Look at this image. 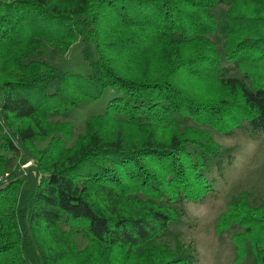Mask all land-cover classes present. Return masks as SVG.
I'll use <instances>...</instances> for the list:
<instances>
[{
    "label": "trees",
    "instance_id": "1",
    "mask_svg": "<svg viewBox=\"0 0 264 264\" xmlns=\"http://www.w3.org/2000/svg\"><path fill=\"white\" fill-rule=\"evenodd\" d=\"M219 3L229 5L224 51L207 36L218 27L208 8ZM108 18L122 28L117 39L101 35ZM78 38L87 75L27 61L40 40L67 49ZM12 68L22 73L0 80V172L11 157L4 150L19 147L36 152L40 177L28 203L17 207L22 215L7 211L14 191L23 192L21 181L0 185V264L11 250H19L16 264H58L69 255L81 264H196L193 243L171 251L155 240L184 222L188 201L215 196L209 171L225 165L212 135L189 121L224 134L264 131V0H0V72ZM193 77L220 87L187 86ZM109 87L120 93L96 115L100 124L90 118L75 146L59 156L63 129L36 148L50 135V116L99 99ZM178 118L188 122L184 129ZM106 125L111 133L103 132ZM230 227L237 258L250 243L252 264H264V202H232L218 220L220 230ZM79 233L89 238L83 251L75 245ZM25 242L36 244L37 259ZM104 252L108 263L97 261Z\"/></svg>",
    "mask_w": 264,
    "mask_h": 264
},
{
    "label": "rangeland",
    "instance_id": "2",
    "mask_svg": "<svg viewBox=\"0 0 264 264\" xmlns=\"http://www.w3.org/2000/svg\"><path fill=\"white\" fill-rule=\"evenodd\" d=\"M208 9L209 12L216 16L218 27L213 32L207 34V36L217 49L224 51L223 48L226 42V34L224 31L225 15L229 10V5L227 3H219ZM102 21L104 25H102L101 35L111 40L117 39L120 36L119 33L122 28L113 26L114 24L111 22L113 19L111 18L107 20L103 19ZM40 41H43V44L29 55L27 61L45 60L57 65L62 70H68L80 75H87L91 66L89 61L84 58L83 48L85 46L82 38H78L73 43H70L67 49L59 45L57 46L45 42L44 40ZM110 53L115 55V53L118 52L110 51ZM224 61L226 62V60ZM20 72L21 71L16 70V68L12 71L11 69L3 70L0 72V80L8 75H19ZM232 74L242 75L240 72H232ZM185 84L198 90L205 88L211 91L220 87L217 80L203 82L196 77L191 78L189 81L185 82ZM118 93H120L119 90L114 87H109L99 99L85 98L79 101L75 107L65 110L62 114L50 116L46 122L48 123L47 129H49L50 135L47 139L37 141L36 148H46L48 143L53 140V137L55 136L54 140H56V137L60 136L64 129L63 137L66 140L62 142L61 150H59L60 155L58 151L56 152L57 156H62V149H69L75 146L82 136L86 134L88 128L87 123L90 118L102 114L105 111L108 100ZM2 95L3 93L0 91V105ZM97 118L96 116L95 125L100 124V120L98 121ZM178 120L182 129L188 124H193L203 128L209 135H212L214 141L217 142L222 150V157L225 165L222 171H219L214 165L211 171H209L210 175L213 174L216 176L214 186L215 196L208 197L201 202L188 201L186 203L187 214L182 217L184 222L174 226L170 233L162 235L157 238L155 242L159 245H165L171 251L177 250L180 243H182L181 245L184 247L193 243L196 245L199 253V260L196 264H252L254 261V253L250 243L246 246L245 257L241 260L238 259L236 246L232 239L234 229L230 227V231L220 230L218 228V220L220 215L228 210L230 204L237 199H244L248 204L253 206H258L264 202V131L258 137L250 136L246 128H239L232 134H224L212 125H200L193 120L188 123L182 118H178ZM20 123L23 122L14 121L13 125L17 126ZM111 125L113 131V125L116 124L111 123ZM127 127L130 133H134L137 130L134 125H127ZM102 130L106 134L111 133L110 126L108 129L106 125ZM11 131L13 132V130ZM4 151L10 154L11 157L7 164L1 168L0 185H9L12 181H21L20 183L23 185V192L21 195L19 194L18 196L16 190L14 191L17 196L16 203L14 204L12 202L13 205L11 204L7 210L12 211L18 206L28 203L30 194L37 181L36 177L39 173L38 168L40 166L33 155L36 152L28 155L25 153V149L19 147L13 151ZM16 210L22 215L24 209L19 207ZM4 222L8 224V221ZM62 227L66 226L62 225ZM29 237H33L31 230H29ZM74 240L76 248L80 251L89 247V238L83 233L76 234ZM25 243L26 249L24 251L28 252V246L30 245V249H35L36 254L34 253L33 255V253L29 252V255H32L31 257L33 260L37 259L39 253L36 249V244L34 246L29 242ZM19 246L20 245H18V247ZM18 252L19 250H11L10 253H6L5 256L2 257L1 263L16 264L19 260L14 259L16 255H18ZM109 260H111L109 252H104L102 257L99 255L97 258V261L102 263H108ZM82 262L84 263L85 261L76 258L75 255H69L58 262V264H81Z\"/></svg>",
    "mask_w": 264,
    "mask_h": 264
}]
</instances>
